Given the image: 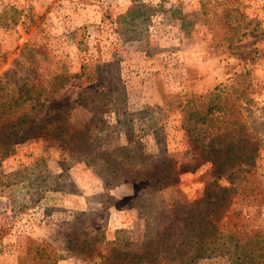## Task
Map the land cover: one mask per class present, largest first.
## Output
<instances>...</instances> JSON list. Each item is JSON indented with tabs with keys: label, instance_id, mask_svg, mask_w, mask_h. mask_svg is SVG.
Masks as SVG:
<instances>
[{
	"label": "rangeland",
	"instance_id": "rangeland-1",
	"mask_svg": "<svg viewBox=\"0 0 264 264\" xmlns=\"http://www.w3.org/2000/svg\"><path fill=\"white\" fill-rule=\"evenodd\" d=\"M138 1L0 0V264H114L116 231L142 238L231 169L264 172V0ZM187 101L204 115L189 136ZM212 139L254 159L218 171ZM165 153L164 174H129Z\"/></svg>",
	"mask_w": 264,
	"mask_h": 264
},
{
	"label": "trees",
	"instance_id": "trees-1",
	"mask_svg": "<svg viewBox=\"0 0 264 264\" xmlns=\"http://www.w3.org/2000/svg\"><path fill=\"white\" fill-rule=\"evenodd\" d=\"M34 92L37 96L42 94L40 89ZM18 94L23 98L30 96L26 90ZM50 98L51 95H44L42 102ZM189 104L190 101H187L182 111V125L188 136L190 122L204 119V115L193 116ZM215 108H217L215 104L207 106V114L212 113ZM16 118L13 123L5 122L18 127L33 122L24 114ZM41 134L50 137L46 140L53 137V140L59 141V146L66 153L71 151L69 144L77 143L73 134L69 141L62 134L57 138L45 130L41 131ZM254 150V147H250L248 151L231 149L229 153L223 155L212 139L209 145L210 157L206 158L218 167V171H222L236 161L250 163L249 160L254 159ZM171 161L170 155L165 153L154 160L150 167L142 171L131 169L129 174L133 173L135 177L139 174L142 178L152 180L156 175L164 174L171 167ZM44 177H48V173H45ZM228 180L230 187L213 182L207 197L175 205L172 214H166L162 223L157 222L156 226L159 227L142 238L133 237V234L125 229L116 231L112 249L114 264H120L125 260L126 264H142L144 261L154 264H198L200 258L216 255H226L230 264H264V225L252 222V217L236 206L237 200H233L236 196H241L247 205H264V172L257 176L251 168L238 167L235 170L231 169ZM46 187L49 189L48 185Z\"/></svg>",
	"mask_w": 264,
	"mask_h": 264
}]
</instances>
